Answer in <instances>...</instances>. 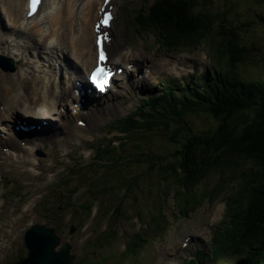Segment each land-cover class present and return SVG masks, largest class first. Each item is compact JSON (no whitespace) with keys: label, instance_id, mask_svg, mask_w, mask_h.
I'll list each match as a JSON object with an SVG mask.
<instances>
[{"label":"rangeland","instance_id":"rangeland-1","mask_svg":"<svg viewBox=\"0 0 264 264\" xmlns=\"http://www.w3.org/2000/svg\"><path fill=\"white\" fill-rule=\"evenodd\" d=\"M149 1L113 0L107 9L112 13V28L102 31L104 36L110 33V38H115V42L123 47V53L126 50H131L128 55L140 52L142 58L136 60L129 57L125 60L126 64L134 66L135 70L137 67V72H132V78L137 81L136 86L130 84L129 76L125 77L127 66L118 65V69L122 72L116 77L121 78L116 80L114 85L112 83L109 92L93 99L87 96L85 103H80L78 98L72 102L66 101L61 108V111L66 110L62 121L67 120L70 127L72 125L85 127L86 120L83 117L89 111H94L92 108L102 110L112 106L119 110L103 115L99 120L94 121L95 124H90L91 133L82 141L78 138L69 141L67 136L62 135L52 142H44L36 133H33L31 140L24 136L17 137L15 144L18 147L12 146L8 150L12 151L15 148V151L19 152L30 144L39 147L38 154H35L42 159L36 163L39 165L38 170L29 168L28 171H23L25 168H22L24 175H18L12 172L8 160L0 159L2 166L0 167V226L11 227L10 215L16 220L15 224L19 223L12 234L5 233L6 240L3 244L5 253L0 256V264H15L26 256L22 237L32 225L53 228L60 238V246L67 242L72 247L71 254L75 256L72 264H78L80 260L85 264H186L194 256L197 257V253H203L204 264H216L224 258L214 255L213 239L220 227L219 224L227 216V203L234 202L241 190L247 186L245 168L248 167V162L244 158L231 157L228 159L232 163L230 170H212L204 175L202 180L191 179L182 167L184 159L189 160L187 151L191 146L189 141L191 136H185L184 128L163 125L166 120L164 114L150 113L152 115L136 117L133 121L125 120L130 111H134L136 106L138 108L144 103H140L141 101H149L161 95L167 84L171 87L180 84L191 85L195 78L204 77L209 71L213 72L215 66L229 69V55L225 50L223 38L217 35L218 32L232 30L238 38L259 41L264 51V26L260 20L264 17V0H196V3L192 0L190 6L188 4L190 13L194 16L209 12L211 29L191 39L182 38L178 32L175 33L180 37L168 32L169 35H166L167 38L165 37L163 41L141 31L139 23L136 26L132 25L131 12L144 10ZM4 7L5 5L0 4V24L2 29L3 27L11 29ZM141 15L144 17L146 14L141 13ZM161 17L164 25L169 24L165 14ZM239 24H246L247 27L237 30ZM219 25L226 27L225 30L219 29ZM2 29L0 27V46L2 38L10 35V33L4 34ZM23 41H27L28 44V40ZM32 41L37 46L41 44L38 37H33ZM30 47L35 49L34 46ZM32 49L28 50L29 53L33 52ZM251 51L249 56L253 59L254 54L257 53L256 50ZM0 55L9 56L1 51ZM54 55L55 58L59 56L58 62L62 61L61 54ZM258 55L260 58L263 57L261 54ZM26 59L30 68L20 67L17 59L13 60L15 71H25V74L19 72L20 76L29 77L27 70L32 72V75H36L41 66L35 65L30 57ZM22 62L20 60V63ZM42 64L48 66L47 62L42 61ZM56 65H52L50 70L56 72L54 70L57 68L61 73L59 63ZM60 67L63 68L61 63ZM79 69L81 70L80 67ZM234 70L245 81L264 82V62L257 66L237 64ZM65 80L59 77L54 80L51 77L52 92L56 93L59 87L65 89L68 85ZM79 82L77 81L76 84ZM70 86L74 87V82ZM157 107L159 110H164ZM184 117L195 133L220 123L218 119H205L204 116ZM126 124L134 128L125 129ZM4 139L5 137L0 138V142ZM96 146L99 150L95 148ZM106 147L110 149L104 150ZM164 147L176 154L173 158L160 159L162 165L160 170L153 167L148 172L146 171L148 162L135 161L136 156L149 155V152L162 157L158 153L164 152ZM54 148L56 150L51 151ZM2 151L7 152L6 149ZM94 152L98 153V163L101 165L110 164L114 159L121 157V161L116 162H121L120 164H113L112 170L116 177L111 179L110 186L117 181L118 184L131 182L137 186L129 193V199L123 202L122 210L125 214L124 219L120 221L109 218L108 211L104 212L103 207L113 206L110 201L102 206L101 202L106 197L99 196V211L96 210V203L92 204L91 211L88 210L89 204L85 203L93 195L101 194L100 189L94 188L97 181L92 179L107 177L108 173L104 166L94 168L90 164L95 156ZM141 156L140 158H143L145 155ZM222 161L223 159L219 158L217 163ZM157 174L162 175L167 189H163ZM190 180L191 183L185 187L184 184ZM71 187H74L72 190L78 189L80 193L78 197H73V200L68 198ZM90 188L92 190L89 191ZM163 192L168 194V197L163 204L165 229L161 231L157 229V221L150 219L158 218L160 213L157 209L158 200L163 196ZM81 204L90 214L78 210ZM187 211L189 212L183 214ZM150 222L152 229L141 232L143 228H149ZM146 223L148 226L145 225ZM71 227L74 231L69 234ZM221 227L232 229L227 224ZM139 237L146 242H139ZM135 243H139L136 251L133 250Z\"/></svg>","mask_w":264,"mask_h":264},{"label":"trees","instance_id":"trees-1","mask_svg":"<svg viewBox=\"0 0 264 264\" xmlns=\"http://www.w3.org/2000/svg\"><path fill=\"white\" fill-rule=\"evenodd\" d=\"M191 1L150 0L144 10L131 12L132 25L136 26L139 23L141 31L158 38L159 41L167 38L168 32H171V35H177L175 32H178L182 38H197L206 30L211 29V14L206 12L193 16L188 9V4L190 6ZM193 1L196 3V0ZM141 13L146 15L143 17ZM162 14H165V19L169 22L166 24L169 25L168 27L160 19ZM260 20L264 26V17ZM246 27V24H239L236 29L243 30ZM225 28L223 25H219V29L222 31ZM217 35L223 38L225 43V50H227L230 61L229 69H224L218 64L220 67L215 66L213 72L209 71L206 76L195 78L191 85L180 84L171 87L167 84L161 95L153 97L152 100L143 101L144 103L132 111L125 121L136 117H147L152 115L150 113L164 114L166 120L163 125L184 128L185 136H191L189 140L191 146L187 151L189 160L184 159L182 167L191 179L202 180L204 175L212 170H230L232 163L228 159L231 157L244 158L248 162V167L245 168L247 186L241 190L234 202L227 203V216L219 224L220 227L213 239L214 255L224 256L216 264H264V82L260 80L245 81L234 70L237 64L257 66L264 62V51L259 41L253 42L243 37L238 38V35L232 30L218 32ZM251 50H256L257 53L254 54L253 59L249 56L252 53ZM258 54L263 57H258ZM154 103L164 110H159ZM184 116H204L205 119H218L220 123L215 127L210 125L207 130L195 133ZM124 128L132 130L134 126L126 124ZM95 148L99 150L98 146ZM108 149L110 147L104 148V150ZM164 150V152L158 153L162 157L149 152V155L136 156L137 160L135 161L148 162L149 164L146 166L148 172L153 167L160 170L162 166L160 159L173 158L176 154L166 147ZM141 155H145L144 159L140 158ZM219 158H222L223 161L217 163ZM197 159H199L198 162ZM118 160L121 161V157L114 159L110 164L101 165L98 163V153H95L90 164L94 168L100 165L104 166L108 173L107 177L100 176L97 179H92L97 181L94 188L100 189L99 193L101 194L93 195L85 203L89 204L88 210L91 211L92 204L99 203V196L106 197L101 202L102 206L108 201L112 202L113 206L112 208L103 207L104 212L108 211L109 218L120 221L124 219L123 215L125 214V211L122 210L123 202L129 199V193L137 186L131 182L118 184V181L113 182L110 186L111 179L116 177L112 170L113 164L121 163H116ZM156 176L163 189H167L162 175L157 174ZM190 183L191 180L184 186L186 187ZM72 189L74 187L68 191L69 194L71 193L68 197L71 200L79 191ZM90 190L92 189L90 188ZM167 197L168 194L163 192V196L158 200L159 208L157 209L160 210L158 218L150 219V221H157V229L161 231L165 229L166 224L163 204ZM78 210L87 211L82 204L78 206ZM223 224H227L232 229H224L221 227ZM145 225L148 226L147 223ZM151 229L150 222L149 228L146 227L141 232ZM221 231L224 232L221 233ZM140 241L146 242L139 237ZM138 248L139 243H135L133 250L136 251ZM196 256L186 264H204L203 253H197ZM78 264H85V262L80 260Z\"/></svg>","mask_w":264,"mask_h":264},{"label":"bare ground","instance_id":"bare-ground-1","mask_svg":"<svg viewBox=\"0 0 264 264\" xmlns=\"http://www.w3.org/2000/svg\"><path fill=\"white\" fill-rule=\"evenodd\" d=\"M102 1L40 0L34 15L27 17V0H0V4L5 5V15L11 26V29L4 27L2 29V24H0L4 34L10 33L6 38H2L0 51L9 55L6 57L8 59L14 61L18 59L22 68H30L26 57H30L35 65L39 64L41 66L38 65L40 68H38L36 75H32V72L27 70L29 77L20 76L19 72L25 74V71L18 70L14 73H6L0 70V138L5 137L0 142V159L5 158L9 161L7 163L13 169V173L24 175L23 171H28L29 168L38 170L39 165L36 163L39 162L38 160H42L35 156V152L39 149L37 146L19 150L18 153L8 150L12 146H16L15 142L18 135L23 134L26 139L31 140L33 139V133H36L44 142H52L54 139L56 140V137L62 135L67 136L69 141L77 140V138L82 141L91 133L90 124H95L94 121L99 120L103 115L106 116L110 112L119 110V108L114 109L112 106L102 110L92 108L94 111H89L83 117L86 120L85 127L73 125L70 127L71 125L66 122L67 120L62 121L63 113H66L65 109L61 111L62 104L66 101L72 102L76 98L80 103L87 101L86 87L80 88L84 95L75 94V90L80 94L76 82L80 81L82 86H85L86 80L83 74L87 73L96 63L97 51L95 48L94 25L99 21L98 13L101 8L107 10L113 3V0H110L103 7ZM111 28L112 21L109 26V29ZM104 30L100 27L97 32L101 33ZM106 35L104 51L108 56L107 63L114 69H117L118 65L127 66L125 76H129L130 84L136 86L137 81L132 78V72H137V67L135 70L134 66L126 64L125 60L129 57L136 60L142 58L140 52L137 51L128 55L131 50H126L123 53V47L115 42V38H110V33ZM33 37H38L41 44L38 46L34 44ZM23 40H28V44L27 41ZM48 42L50 43L48 44ZM30 46H34L35 49ZM29 49H32L33 52L29 53ZM57 53L62 55V61L60 62H58L59 56L55 58L56 55L54 54ZM20 60L23 62L20 63ZM42 61L47 62L48 66H44ZM57 63H59L61 73L57 68L54 70L56 72L50 70L52 65ZM60 63L65 71L60 67ZM139 64H142V62H139ZM78 67L81 70H78ZM51 77L54 80L58 77L62 80L66 79L67 87L65 89L57 87L58 91L56 93L52 92ZM72 82H74V87L71 88ZM126 83L128 87L129 84L127 81ZM20 124L29 127L27 134L16 129V126ZM53 147L55 146L53 145ZM2 149H7V152L3 153ZM53 150H56V148L51 151ZM46 155H48V152H46ZM2 165L5 166L4 163ZM0 167H2L1 163ZM22 168L25 169L21 171ZM10 217L12 218L11 227L0 226V256L5 253L3 248L6 240L5 233L7 235L12 234V231L17 228L16 225L19 224H15L16 220L13 219L12 215Z\"/></svg>","mask_w":264,"mask_h":264},{"label":"water","instance_id":"water-1","mask_svg":"<svg viewBox=\"0 0 264 264\" xmlns=\"http://www.w3.org/2000/svg\"><path fill=\"white\" fill-rule=\"evenodd\" d=\"M0 68L8 72L15 70L12 59L1 55ZM72 232L73 229L70 230V234ZM23 243L28 251L27 257L18 264H71L74 260V257L69 254L71 247L67 243L60 246V239L52 228H46L43 225L31 226L23 235ZM58 247L59 250L56 251Z\"/></svg>","mask_w":264,"mask_h":264},{"label":"snow or ice","instance_id":"snow-or-ice-1","mask_svg":"<svg viewBox=\"0 0 264 264\" xmlns=\"http://www.w3.org/2000/svg\"><path fill=\"white\" fill-rule=\"evenodd\" d=\"M105 2L107 3V0H105ZM37 3H38V0H29L30 8L33 11H35V6H36ZM109 19H110V17L105 15V17L100 20L99 24L104 26V27H108V20ZM103 38L106 40L107 39V35H105ZM99 43H100V38L98 37L97 38L98 46H99ZM104 59H105L104 53H103V50L101 49L100 55H99V63L97 64L96 69L91 74L92 83L101 92L104 91V88H105V86L107 84V77L109 75V73L103 67L100 66L103 63Z\"/></svg>","mask_w":264,"mask_h":264}]
</instances>
